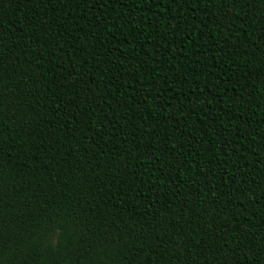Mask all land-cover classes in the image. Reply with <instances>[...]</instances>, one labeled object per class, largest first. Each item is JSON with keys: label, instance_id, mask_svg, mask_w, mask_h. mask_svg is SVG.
<instances>
[{"label": "trees", "instance_id": "1", "mask_svg": "<svg viewBox=\"0 0 264 264\" xmlns=\"http://www.w3.org/2000/svg\"><path fill=\"white\" fill-rule=\"evenodd\" d=\"M0 264H264V0H0Z\"/></svg>", "mask_w": 264, "mask_h": 264}]
</instances>
